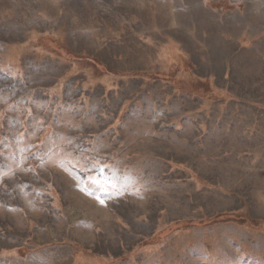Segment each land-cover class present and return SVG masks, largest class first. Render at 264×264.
I'll return each instance as SVG.
<instances>
[{
	"label": "rangeland",
	"instance_id": "374dc122",
	"mask_svg": "<svg viewBox=\"0 0 264 264\" xmlns=\"http://www.w3.org/2000/svg\"><path fill=\"white\" fill-rule=\"evenodd\" d=\"M264 0H0V264H264Z\"/></svg>",
	"mask_w": 264,
	"mask_h": 264
},
{
	"label": "trees",
	"instance_id": "16d2710c",
	"mask_svg": "<svg viewBox=\"0 0 264 264\" xmlns=\"http://www.w3.org/2000/svg\"><path fill=\"white\" fill-rule=\"evenodd\" d=\"M254 228H257L258 230H264V226H254Z\"/></svg>",
	"mask_w": 264,
	"mask_h": 264
}]
</instances>
